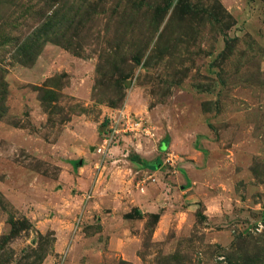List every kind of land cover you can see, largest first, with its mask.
Here are the masks:
<instances>
[{"label":"rangeland","instance_id":"374dc122","mask_svg":"<svg viewBox=\"0 0 264 264\" xmlns=\"http://www.w3.org/2000/svg\"><path fill=\"white\" fill-rule=\"evenodd\" d=\"M0 264H264V0H0Z\"/></svg>","mask_w":264,"mask_h":264}]
</instances>
